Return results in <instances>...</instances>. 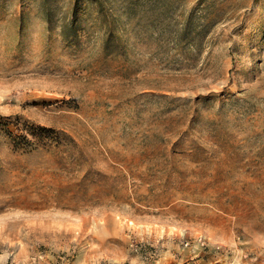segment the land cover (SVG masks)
Masks as SVG:
<instances>
[{
	"label": "rangeland",
	"instance_id": "374dc122",
	"mask_svg": "<svg viewBox=\"0 0 264 264\" xmlns=\"http://www.w3.org/2000/svg\"><path fill=\"white\" fill-rule=\"evenodd\" d=\"M0 264H264V0H0Z\"/></svg>",
	"mask_w": 264,
	"mask_h": 264
}]
</instances>
